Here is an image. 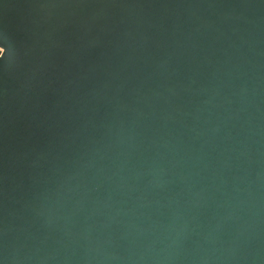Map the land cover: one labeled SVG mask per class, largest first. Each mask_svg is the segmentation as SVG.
Instances as JSON below:
<instances>
[{
  "label": "water",
  "instance_id": "1",
  "mask_svg": "<svg viewBox=\"0 0 264 264\" xmlns=\"http://www.w3.org/2000/svg\"><path fill=\"white\" fill-rule=\"evenodd\" d=\"M0 264H264V0H0Z\"/></svg>",
  "mask_w": 264,
  "mask_h": 264
}]
</instances>
